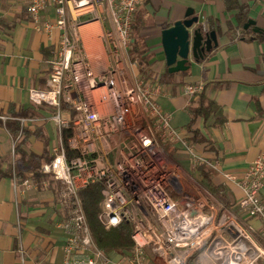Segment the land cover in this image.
Segmentation results:
<instances>
[{
  "label": "built area",
  "instance_id": "2783aa9c",
  "mask_svg": "<svg viewBox=\"0 0 264 264\" xmlns=\"http://www.w3.org/2000/svg\"><path fill=\"white\" fill-rule=\"evenodd\" d=\"M144 1L27 3L35 30L60 32L46 86L31 88L28 95L34 105L52 109L50 119L58 132V146L40 170L60 184L58 204L64 219L56 226L65 237V264H187L194 256L213 264H264V153L241 177L224 174L241 188L238 209L260 220L261 241L166 159L164 147L179 145L191 164L202 162L159 107L150 80L129 84L123 75L133 15ZM47 7L53 9V20L40 22V12ZM93 22H99L103 32L104 47L98 53L86 49L81 35V28ZM95 66L102 71L96 73ZM203 90L199 81L182 87L189 97ZM33 120L20 118V123ZM98 181L103 182L99 222L106 229L122 222L131 226V247L116 257L96 245L79 196ZM16 184L14 179V188ZM33 184L29 177L21 183L23 190ZM18 256L23 262L21 245Z\"/></svg>",
  "mask_w": 264,
  "mask_h": 264
},
{
  "label": "crops",
  "instance_id": "0c3cea01",
  "mask_svg": "<svg viewBox=\"0 0 264 264\" xmlns=\"http://www.w3.org/2000/svg\"><path fill=\"white\" fill-rule=\"evenodd\" d=\"M27 3L0 0V264H65V237L56 226L64 219L58 204L59 182L40 170L58 146V132L50 119L52 109L34 105L28 95L31 88L46 86L49 61L60 32L35 30ZM229 5L234 7L226 8V0H146L133 15L122 71L129 84L150 80L159 107L202 158L196 167L209 169L211 183L224 188L226 210L262 241L260 220L238 209L241 188L224 174L241 177L264 153V40L255 30H264V0H233ZM237 5L245 6L244 14L254 26H240ZM187 8L194 10L200 24L215 32L217 45L202 59L191 56L186 71L171 73L165 63L161 31L186 18ZM46 20H53L52 7L40 12V22ZM90 25L94 27L88 32L81 30L83 42L90 53H98L104 47L103 32L99 22L82 28ZM134 47L139 49L137 53ZM150 64L157 71H151ZM102 69L94 67L96 73ZM198 81L204 83L205 97L216 103L221 120L213 115L198 116L193 127L206 141L194 143L186 127L190 121L188 109L197 97L185 95L182 87ZM20 118L34 120L22 125ZM167 148L183 153L189 162L179 145L165 146L164 150ZM26 177L34 184L23 190L21 183ZM20 245L23 262L18 256ZM187 264L213 262L194 256Z\"/></svg>",
  "mask_w": 264,
  "mask_h": 264
},
{
  "label": "trees",
  "instance_id": "16d2710c",
  "mask_svg": "<svg viewBox=\"0 0 264 264\" xmlns=\"http://www.w3.org/2000/svg\"><path fill=\"white\" fill-rule=\"evenodd\" d=\"M233 0H226V8H232L234 6L229 5ZM238 12L236 14L240 26H243L249 18L244 14L245 6L237 5ZM254 26V25H252ZM260 40H264V30L257 28ZM262 31V32H261ZM135 48V47H134ZM143 48V46L141 47ZM137 50H139L137 48ZM135 48V53H137ZM142 62V60H140ZM149 69L151 71H157V68L150 64ZM166 75H169L168 71H165ZM196 100L193 105L189 107L188 113L190 121L187 124V131L190 133V139L194 143H201L206 139L200 134V132L193 127L194 122L198 116L206 118L209 115L218 116L217 119L221 120L220 110L216 103L205 97L203 91L196 95ZM205 176H208V172L202 169ZM207 174V175H206ZM209 188L212 192L220 194V200L223 204H227L224 188L220 185H213L211 180H208ZM103 188V182L98 181L89 185L88 187L79 191V196L82 200L83 208L86 214V219L92 234V237L96 245L105 253L115 251L122 252L127 250L131 246V226L128 222H122L118 226L106 229L98 220L99 203L101 201V190ZM224 200V201H223Z\"/></svg>",
  "mask_w": 264,
  "mask_h": 264
},
{
  "label": "water",
  "instance_id": "95a60500",
  "mask_svg": "<svg viewBox=\"0 0 264 264\" xmlns=\"http://www.w3.org/2000/svg\"><path fill=\"white\" fill-rule=\"evenodd\" d=\"M193 13L192 8H187L186 18L175 21L172 26L161 31L165 63L171 73L186 71L191 56L195 59H202L217 45L215 32H205L199 22V17ZM252 24L254 21L248 20L244 28Z\"/></svg>",
  "mask_w": 264,
  "mask_h": 264
},
{
  "label": "rangeland",
  "instance_id": "374dc122",
  "mask_svg": "<svg viewBox=\"0 0 264 264\" xmlns=\"http://www.w3.org/2000/svg\"><path fill=\"white\" fill-rule=\"evenodd\" d=\"M96 31H99L98 27H96ZM165 153L167 155L166 159L168 157L174 163H178V167H179V170L181 173H183L186 177L188 176V177H190V179H193L199 186H201L207 192H209L210 195L218 201V204H221L224 208H227V204L225 205V204H223V202L219 201L220 200V196H219L220 194L214 193L210 190L209 185H208V180L210 179L211 172L209 171V169L206 166L203 165V168H202L201 166L196 167L191 163L189 164V162L186 160L187 159L186 155H184L183 153L181 155V153L177 152V150H175V149L167 148V149H165ZM202 169H205L208 172L207 173L208 176L204 175ZM59 188H60V184H59ZM58 193H59V189H58ZM129 249L124 250L122 252L111 251V252H108L106 254L109 255L110 257H116L117 255L128 252Z\"/></svg>",
  "mask_w": 264,
  "mask_h": 264
},
{
  "label": "bare ground",
  "instance_id": "6f19581e",
  "mask_svg": "<svg viewBox=\"0 0 264 264\" xmlns=\"http://www.w3.org/2000/svg\"><path fill=\"white\" fill-rule=\"evenodd\" d=\"M93 27H94V25H93ZM93 27H92V25H90V26H87V27L81 28V30L84 31V32H88V29H91V28H93Z\"/></svg>",
  "mask_w": 264,
  "mask_h": 264
}]
</instances>
